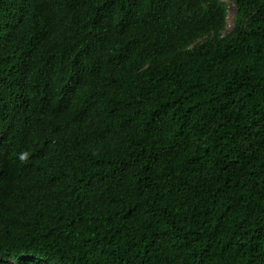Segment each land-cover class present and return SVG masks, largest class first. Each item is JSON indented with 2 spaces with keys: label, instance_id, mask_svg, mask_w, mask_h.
Wrapping results in <instances>:
<instances>
[{
  "label": "trees",
  "instance_id": "1",
  "mask_svg": "<svg viewBox=\"0 0 264 264\" xmlns=\"http://www.w3.org/2000/svg\"><path fill=\"white\" fill-rule=\"evenodd\" d=\"M0 264H264V0H0Z\"/></svg>",
  "mask_w": 264,
  "mask_h": 264
},
{
  "label": "clouds",
  "instance_id": "2",
  "mask_svg": "<svg viewBox=\"0 0 264 264\" xmlns=\"http://www.w3.org/2000/svg\"><path fill=\"white\" fill-rule=\"evenodd\" d=\"M31 156V152L29 151H22L21 153L18 154V159L20 160L21 163H28L29 158Z\"/></svg>",
  "mask_w": 264,
  "mask_h": 264
},
{
  "label": "rangeland",
  "instance_id": "3",
  "mask_svg": "<svg viewBox=\"0 0 264 264\" xmlns=\"http://www.w3.org/2000/svg\"><path fill=\"white\" fill-rule=\"evenodd\" d=\"M224 1L229 3V0H224ZM234 11H235V7L233 6V4H229V8H228V24H229V27L232 25Z\"/></svg>",
  "mask_w": 264,
  "mask_h": 264
}]
</instances>
